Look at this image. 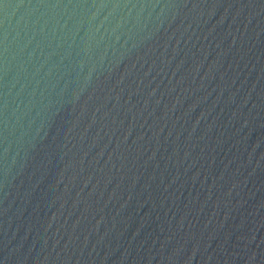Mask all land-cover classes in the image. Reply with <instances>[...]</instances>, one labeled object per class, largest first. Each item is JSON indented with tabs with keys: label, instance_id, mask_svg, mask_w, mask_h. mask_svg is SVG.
Here are the masks:
<instances>
[{
	"label": "water",
	"instance_id": "95a60500",
	"mask_svg": "<svg viewBox=\"0 0 264 264\" xmlns=\"http://www.w3.org/2000/svg\"><path fill=\"white\" fill-rule=\"evenodd\" d=\"M0 264H264V0H0Z\"/></svg>",
	"mask_w": 264,
	"mask_h": 264
}]
</instances>
